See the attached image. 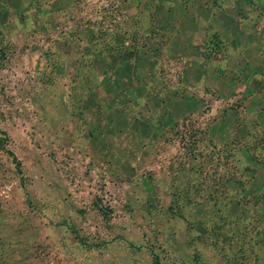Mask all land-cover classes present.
Listing matches in <instances>:
<instances>
[{"label":"rangeland","instance_id":"rangeland-1","mask_svg":"<svg viewBox=\"0 0 264 264\" xmlns=\"http://www.w3.org/2000/svg\"><path fill=\"white\" fill-rule=\"evenodd\" d=\"M263 19L0 0V264H264Z\"/></svg>","mask_w":264,"mask_h":264},{"label":"crops","instance_id":"crops-1","mask_svg":"<svg viewBox=\"0 0 264 264\" xmlns=\"http://www.w3.org/2000/svg\"><path fill=\"white\" fill-rule=\"evenodd\" d=\"M216 22L217 20L214 19L213 24H215ZM259 24L260 26H258L257 28L258 31L256 32V34H259L262 36V39H261L263 40L262 45H264V19ZM254 43H255L254 41H251L250 44H248V46ZM253 68L255 69L249 70V72L252 75L249 77L247 84H245V89L248 91V96H250L249 98H252L251 104L258 110L260 107L261 108L264 107V67L260 69L258 67H253ZM243 70H244L243 68H240L239 70H235V71L239 72L237 73L238 75L241 74V76L244 77L245 72H243ZM260 72H261L260 77L254 74V73H260ZM239 81L243 82L242 80H239ZM255 104H262V106H258V105L255 106ZM263 119H264V115H263Z\"/></svg>","mask_w":264,"mask_h":264}]
</instances>
